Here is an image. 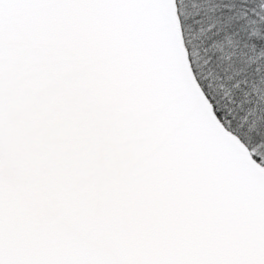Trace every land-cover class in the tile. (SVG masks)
<instances>
[{"label": "snow or ice", "instance_id": "snow-or-ice-1", "mask_svg": "<svg viewBox=\"0 0 264 264\" xmlns=\"http://www.w3.org/2000/svg\"><path fill=\"white\" fill-rule=\"evenodd\" d=\"M0 264H264V0H0Z\"/></svg>", "mask_w": 264, "mask_h": 264}]
</instances>
